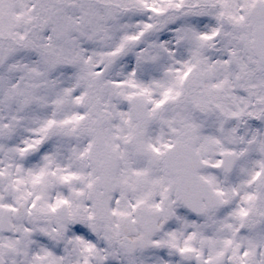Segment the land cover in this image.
Returning <instances> with one entry per match:
<instances>
[{
	"label": "snow or ice",
	"instance_id": "snow-or-ice-1",
	"mask_svg": "<svg viewBox=\"0 0 264 264\" xmlns=\"http://www.w3.org/2000/svg\"><path fill=\"white\" fill-rule=\"evenodd\" d=\"M0 264H264V0H0Z\"/></svg>",
	"mask_w": 264,
	"mask_h": 264
}]
</instances>
